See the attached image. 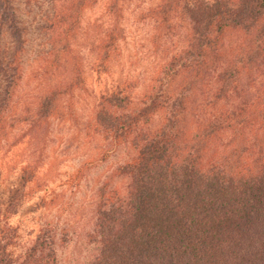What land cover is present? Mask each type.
I'll use <instances>...</instances> for the list:
<instances>
[{"label": "trees", "instance_id": "1", "mask_svg": "<svg viewBox=\"0 0 264 264\" xmlns=\"http://www.w3.org/2000/svg\"><path fill=\"white\" fill-rule=\"evenodd\" d=\"M96 1L54 0L44 66L62 70L21 103L25 38L12 2L0 0V34L17 44L0 64V150L18 128L33 138L54 119L72 145L83 140V162L50 177L33 234L0 220V264H61L86 170L123 146L133 154L95 190L91 250L66 264H264V0H155L145 13L154 70L139 88L118 78L100 90L83 118L80 40L95 70L109 71L130 0H105L111 21L90 35L82 13ZM38 169L22 164V184Z\"/></svg>", "mask_w": 264, "mask_h": 264}, {"label": "rangeland", "instance_id": "2", "mask_svg": "<svg viewBox=\"0 0 264 264\" xmlns=\"http://www.w3.org/2000/svg\"><path fill=\"white\" fill-rule=\"evenodd\" d=\"M10 1L25 38V49L21 56L25 75L19 89V99L21 103H27L30 101L28 96L40 90L51 76L62 70L59 66H53L46 71L44 66L49 47L50 16L54 0ZM154 1L130 0L124 4V15L121 18L125 29L124 36L119 41L118 52L109 71L95 70L94 52L90 51V46L83 39L80 40L79 51L86 83L75 92V98L78 100L77 111L83 118L100 90L118 78L130 79L139 88L154 70L158 60L150 39L154 28L153 23L145 17L148 7L153 5ZM104 2L105 0H97L83 11L82 27L85 33L98 34L111 21V16L105 11ZM9 31L4 29L0 34V64L3 67L17 48ZM44 70L45 72H42ZM7 72H10L9 69ZM3 78L5 79L4 76ZM24 132V129L18 128L13 137L17 142L12 146L6 144L0 150V220H8L10 224L18 225V230L25 238L35 232L41 208L51 204L44 192L50 190L47 186L56 184L57 179L51 183L50 177L62 176L67 170L77 166V163L83 162L81 154H77L80 150L78 145L83 144V140L80 139L77 144L72 145L67 125L61 124L57 119L39 129L33 138H29ZM132 154L131 149L123 146L104 162L86 170L77 197H80V207L72 213L69 224L65 223L70 240L59 244L61 264H66L70 259H83L91 250L87 234L95 216L93 200L96 198L98 182L116 164L125 161ZM33 161L38 163L39 169L35 171L36 177L24 185L20 179L21 166ZM70 161L72 163H68ZM42 196L43 207L38 205Z\"/></svg>", "mask_w": 264, "mask_h": 264}]
</instances>
